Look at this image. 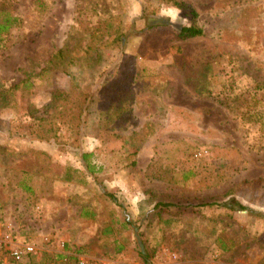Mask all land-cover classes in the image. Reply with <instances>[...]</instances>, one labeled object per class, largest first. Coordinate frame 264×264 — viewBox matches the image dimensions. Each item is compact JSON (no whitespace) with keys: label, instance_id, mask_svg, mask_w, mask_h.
I'll return each mask as SVG.
<instances>
[{"label":"rangeland","instance_id":"obj_1","mask_svg":"<svg viewBox=\"0 0 264 264\" xmlns=\"http://www.w3.org/2000/svg\"><path fill=\"white\" fill-rule=\"evenodd\" d=\"M0 10V264H264V0Z\"/></svg>","mask_w":264,"mask_h":264},{"label":"trees","instance_id":"obj_2","mask_svg":"<svg viewBox=\"0 0 264 264\" xmlns=\"http://www.w3.org/2000/svg\"><path fill=\"white\" fill-rule=\"evenodd\" d=\"M4 12H6L5 10H0V15L2 16L0 18V35L2 32L6 31L12 24V21L14 19H12L10 17V15H7V14H4ZM7 13V12H6ZM4 14V15H3ZM192 15H195V12L192 11L191 13ZM154 26V25H153ZM177 37L178 39H188V38H192V37H196V36H200L203 34V30L199 27V26H195L193 24L191 25H185L183 27H180V26H177ZM62 50H59L58 52L60 53ZM89 97H88V94H85L83 96V98L80 100L79 102V105H78V111L76 112L77 113V119L80 121L81 119V122H84V116L85 114L87 113L88 111V108H89ZM91 155V153H82L81 155V158L87 168V170L89 172H92L93 169L90 165V163H88L86 161L87 157ZM110 197L112 195H109ZM113 198V197H112ZM212 204H215L214 202H208V203H205V205H212ZM237 206H238V209H247V207H245L244 205L240 204V203H237ZM156 206L160 205V206H168L170 205V203H167V202H161V201H158L156 202L155 204ZM234 208V207H233ZM142 258L144 260H147L146 259V253H143L141 254Z\"/></svg>","mask_w":264,"mask_h":264},{"label":"built area","instance_id":"obj_3","mask_svg":"<svg viewBox=\"0 0 264 264\" xmlns=\"http://www.w3.org/2000/svg\"><path fill=\"white\" fill-rule=\"evenodd\" d=\"M10 235H5V239L10 240ZM8 259L3 264H27L25 257L34 252V247L30 244L22 246L13 245L8 248Z\"/></svg>","mask_w":264,"mask_h":264},{"label":"clouds","instance_id":"obj_4","mask_svg":"<svg viewBox=\"0 0 264 264\" xmlns=\"http://www.w3.org/2000/svg\"><path fill=\"white\" fill-rule=\"evenodd\" d=\"M182 9L174 6H169L162 10L161 15L166 17L170 24H172L174 27L178 24L179 26L183 27L187 23L186 18H183L181 16ZM178 30V29H177Z\"/></svg>","mask_w":264,"mask_h":264},{"label":"crops","instance_id":"obj_5","mask_svg":"<svg viewBox=\"0 0 264 264\" xmlns=\"http://www.w3.org/2000/svg\"><path fill=\"white\" fill-rule=\"evenodd\" d=\"M121 248V247H120ZM109 264V263H108Z\"/></svg>","mask_w":264,"mask_h":264}]
</instances>
